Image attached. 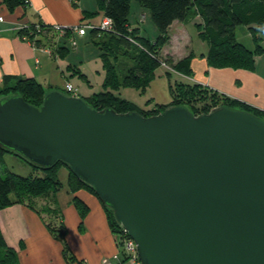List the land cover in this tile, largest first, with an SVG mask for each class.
I'll use <instances>...</instances> for the list:
<instances>
[{
  "label": "water",
  "instance_id": "95a60500",
  "mask_svg": "<svg viewBox=\"0 0 264 264\" xmlns=\"http://www.w3.org/2000/svg\"><path fill=\"white\" fill-rule=\"evenodd\" d=\"M0 146L65 162L94 187L142 264H264V117L170 104L145 116L79 95L0 98Z\"/></svg>",
  "mask_w": 264,
  "mask_h": 264
},
{
  "label": "trees",
  "instance_id": "16d2710c",
  "mask_svg": "<svg viewBox=\"0 0 264 264\" xmlns=\"http://www.w3.org/2000/svg\"><path fill=\"white\" fill-rule=\"evenodd\" d=\"M0 1L9 10L20 6L26 7L28 2L27 0ZM97 1V9L85 11L83 18H90L102 12L104 16L111 19L112 25L110 29H102L98 27L99 23L96 27L89 29L91 40L100 50L104 69L103 87H106L102 91H95V94L78 93L91 107L98 110L110 107L118 112L136 110L149 116L159 113L170 104L184 105L194 114L207 112L217 105H227L264 117L263 110L246 102H240L196 81L170 82L171 100L167 103H155L151 108L140 107L114 91L122 86H136L144 91L155 75V69L163 62L167 66H162L168 73L174 71L180 76L192 75V51L180 58H175L171 54L165 55L163 59L160 58L161 48L170 39V26L176 20L183 22L196 20L194 24L198 28L200 36L208 43L207 60L213 67L230 66L253 69L254 56L264 51V45L261 43L264 33V0H137L142 6L149 9L159 31L154 39L140 33V28L131 27L129 12L132 0ZM239 25H245L251 32L255 43L254 48L248 47L237 38L236 27ZM51 27L52 25L46 23H41L39 29L36 28V24L30 25L29 28L20 30L21 36H33L34 33L41 32V30L43 32V29L49 31L52 29ZM59 48L60 52L64 49L69 50L65 45H61ZM125 55H127L128 61L119 63L121 56ZM121 64L122 67L119 69ZM76 67L79 66L76 65ZM76 67V73L81 78L87 79V73ZM8 78L11 80L13 77L5 78L7 83L0 88V98L9 94H20L27 102L40 106L44 93L49 90L34 77H15L12 83H9ZM63 92L70 94L66 91ZM8 154L17 155L23 159L31 166L32 173L23 175L8 169L4 165V156ZM62 168L68 170L64 181L60 177ZM35 172L38 174H34ZM64 187L74 194L72 201L83 219L89 211V205L75 193L79 190H87L98 197L93 186L77 177L63 161H58L49 167H42L4 146H0V210L15 203H23L36 210L49 230L62 242L65 258L72 261L77 258L68 244L67 226L57 202V193ZM101 203L107 213L112 231L119 236L121 233L124 234V228L116 220L112 208ZM51 216L56 219L55 222L49 219ZM119 252L118 262L127 261L128 256L122 248L119 250L118 245ZM0 264H19L17 251L8 244L1 227Z\"/></svg>",
  "mask_w": 264,
  "mask_h": 264
},
{
  "label": "crops",
  "instance_id": "0c3cea01",
  "mask_svg": "<svg viewBox=\"0 0 264 264\" xmlns=\"http://www.w3.org/2000/svg\"><path fill=\"white\" fill-rule=\"evenodd\" d=\"M27 1L26 7L20 6L14 10H9L0 1L2 18L0 20V88L7 83L5 80L7 77H34L49 90H61V87L65 88L67 81L74 85L70 76L76 73L77 64L72 63L69 56H66L69 55L68 52L66 53L67 49L62 53L59 47L63 45V41L70 40L71 36L81 37L86 34H57L51 36L48 41L47 37L41 34L28 40L21 36L20 30L41 23L51 26L52 24L73 25L85 21L98 25L104 15L102 14L98 20L94 18L96 16L83 18L85 11L96 10L97 5L95 7L83 3V7L78 8L73 5V1L76 0ZM36 16H39V20H35ZM143 16L145 13L141 18ZM129 22L131 27H138L140 33H143L142 23L140 24L142 21L139 22L138 19V22L133 24L129 18ZM185 22L176 20L171 24L169 31L171 38L174 35L172 31L174 25L177 23L178 29L180 27L181 30H185ZM51 31L58 33L53 28L49 31L43 29V32H48L47 34ZM181 34L177 33L179 36ZM261 43L264 45V33ZM254 45L255 43H252L250 48H254ZM191 51L194 52V49L188 48L187 52H183V56ZM169 54L178 58L172 50H169ZM59 58L68 59L69 63L64 66ZM254 61L253 69L213 67L209 64L207 56L193 53L191 77L196 82L208 85L220 93L264 111V51L256 54ZM78 66L76 68L82 70L81 66ZM65 69L71 72L67 73ZM13 78L11 80L8 78L9 83H12ZM66 171L63 170L64 176ZM62 190L57 193V202L67 226L68 244L77 259L68 261L65 258L62 242L49 230L36 210L23 203H15L0 210V227L8 244L16 249L19 264H102L104 258L113 259L115 264H130L129 261L118 262L119 259L113 258L118 251L117 235L109 225L107 213L100 199L87 190H79L75 193L89 205V211L82 219L72 201L74 194L66 187Z\"/></svg>",
  "mask_w": 264,
  "mask_h": 264
},
{
  "label": "rangeland",
  "instance_id": "374dc122",
  "mask_svg": "<svg viewBox=\"0 0 264 264\" xmlns=\"http://www.w3.org/2000/svg\"><path fill=\"white\" fill-rule=\"evenodd\" d=\"M83 3L90 5V6L92 5L95 7L97 5L98 7L97 0L73 1V5L78 8H82L84 5ZM143 13H145V16L141 18V15ZM95 16L96 17L94 18L98 20L100 16L102 17V12L96 14ZM129 18L133 24L137 23L138 19H139V22L142 21L140 22V24L142 23L141 25L143 27L142 31L146 37L154 39L158 35L159 31L153 21V18L150 14L149 9L142 6L139 3V1L137 0L131 1ZM35 20H39V16ZM184 29L185 30L182 29L183 30L182 32L180 27L179 29L177 28V23L174 25V28L172 29V31L174 32L173 37L171 38V35H170V39H169L170 41H168L160 50L161 59H163L165 55L169 54V50H172L173 52H175V56H177L178 58L183 57V52H187L188 48L194 49V52H193L194 55L207 56L206 52H208V47H209L208 43L205 39H203L200 36L198 28L196 27L194 22L186 21L184 23ZM179 32L180 34L182 33L181 36L177 35V33ZM47 33L48 32L45 33V32H42L41 30V32L34 33L33 36L38 35V34L40 35L43 34V36L47 37V41H48V39L51 36L54 37L57 34H59L57 32L52 33V31L49 34ZM236 33L241 42H243L245 45H248L249 47L252 46V43H254L252 39V34L245 25L237 26ZM33 36H27L25 39H28V40L33 39ZM75 39H76V45H73L70 40L63 41V45L68 46L69 48V50L66 51V53L68 52L69 55L66 54V56H69L72 63H76L77 65H80L82 70L87 73V79L81 78L78 73H74L70 76L71 81L77 87V93L90 95V94H93L95 91L99 92V91L104 90V88L106 87H103V78H104L103 62L100 56V50L97 48L95 43L91 40L89 29H87V33L85 36H81V37L76 36ZM167 44H168V47H166ZM59 61L62 62L64 66H66V64L69 63L68 59L63 60L62 58H59ZM123 61H128L127 55L121 56V60L119 63H122ZM161 64L163 65V63ZM162 65L158 66L155 69V75L153 76V78L150 81V84L146 87L144 91H142L141 88H138L136 86H122L118 90H114V91L120 96L129 99L130 101L134 102L136 105L140 107L151 108L155 103H167L171 100L172 95H171V89H170V82L174 83L175 81H179V80H182L184 82H194L191 76L189 77L180 76L174 71H172L171 73H168L166 68ZM124 66H126V64ZM121 67H122V64L119 66V69H121ZM65 71L67 73L71 72V71H67L66 69ZM205 86H208V85H205ZM208 87L210 89H213L210 86ZM61 90L66 91V89L63 87H61ZM4 165L8 169L16 173H19V174L29 175L30 173H32L31 166L17 155H11V154L5 155ZM63 170H67V168H62L60 172V177L61 179L63 178L62 180L64 181L65 176L62 174ZM38 172L41 173V171H38ZM38 172H35L34 174H38ZM60 193L62 194L63 190ZM49 219L53 222L56 221V219L52 216ZM116 235L118 238V241L117 240L116 241H117V244L119 245L121 242V239H120L121 236H119L118 234ZM120 249L121 247H119V250ZM69 254L71 255V253ZM127 261H129L130 264H134L129 259H127Z\"/></svg>",
  "mask_w": 264,
  "mask_h": 264
},
{
  "label": "built area",
  "instance_id": "2783aa9c",
  "mask_svg": "<svg viewBox=\"0 0 264 264\" xmlns=\"http://www.w3.org/2000/svg\"><path fill=\"white\" fill-rule=\"evenodd\" d=\"M0 16V20H1ZM112 25V21L109 17L103 16L100 25H98L99 28L102 29H110ZM97 25H94L90 22L81 21L79 23L73 24V25H61V24H52V28L58 31L59 35H66V34H77V35H84L86 34L87 29L94 28ZM23 27V25L21 26ZM36 28H41L40 24H36ZM27 35H23V38H26ZM70 41L73 45H76V39L75 36L70 37ZM163 65L167 66L164 62ZM178 74V73H177ZM180 75V74H179ZM183 76V75H181ZM66 92H69L71 95H78L75 86L71 82H66L65 85ZM124 234L121 233V242L119 244V247L124 250L125 254L128 256V259L132 261L134 264H142L139 256H138V250L135 241L133 238L129 236L127 231L124 229ZM118 241V239H117ZM118 251L113 255L114 260L119 259ZM102 264H115L113 259L110 258H104L102 260Z\"/></svg>",
  "mask_w": 264,
  "mask_h": 264
}]
</instances>
